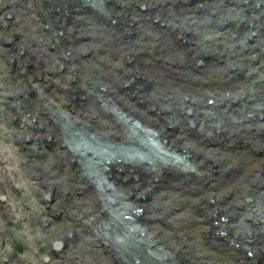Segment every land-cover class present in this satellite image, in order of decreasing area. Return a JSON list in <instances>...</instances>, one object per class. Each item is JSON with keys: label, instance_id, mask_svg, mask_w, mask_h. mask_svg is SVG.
Returning a JSON list of instances; mask_svg holds the SVG:
<instances>
[{"label": "bare ground", "instance_id": "1", "mask_svg": "<svg viewBox=\"0 0 264 264\" xmlns=\"http://www.w3.org/2000/svg\"><path fill=\"white\" fill-rule=\"evenodd\" d=\"M115 2L105 0L111 19L100 23L87 10L100 8L99 0H0V264H132L127 254L146 260L135 256L139 241L126 224L149 232L169 264H264V0H127L112 12ZM163 12L166 28L146 34L142 16L155 22ZM92 20L106 28L104 37ZM142 35L154 38L150 55L160 56L141 70L130 43ZM199 61L212 76L192 74L203 68ZM95 82L101 98L90 96ZM133 123L147 130L148 144L158 137L163 154L142 148ZM75 126L100 142L85 147ZM57 168L68 171L64 179ZM95 172L117 188L99 191ZM165 175L182 178L184 188L201 182L186 188L195 199L174 197L178 213H158L173 206L165 195L168 204H154ZM68 192L72 205L64 206ZM30 198L38 215L26 209ZM110 198L119 203L109 206ZM188 201L198 207L190 214ZM33 219L46 234L44 259L33 251ZM11 233L26 243V255L15 257Z\"/></svg>", "mask_w": 264, "mask_h": 264}, {"label": "rangeland", "instance_id": "2", "mask_svg": "<svg viewBox=\"0 0 264 264\" xmlns=\"http://www.w3.org/2000/svg\"><path fill=\"white\" fill-rule=\"evenodd\" d=\"M100 1V8H101V10H100V8L95 4V5H93V4H91L90 6H91V8H87V10H89V12H95L94 14L97 16V18H100L101 20V22L100 23H103L104 21H107V20H105V19H103L105 16L108 18V19H111L110 17H111V15L105 10V6H106V3H105V0H99ZM116 2H118L115 6H114V9L111 7V9H112V12L113 11H115V10H117V11H123V9H122V4H120V1L121 2H126L127 0H115ZM78 2V1H77ZM115 2V3H116ZM147 10V9H146ZM146 10H144L143 11V13L146 11ZM135 12H136V9H135ZM142 14V13H141ZM158 17H155V22L153 21V20H151L150 19V17H147L146 15L145 16H142V18H145L143 21H142V25H141V28L143 27V29L146 31L145 33L146 34H148V32L147 31H150V30H156V31H158V32H161L162 31V29H164V28H166V26H165V23H164V19H166V18H168L170 15H168L166 12H163V13H158V14H156ZM115 17V15H113V18ZM161 18V19H160ZM6 18H2V20L3 21H6V22H8L9 20H10V17H8L6 20H5ZM102 19H103V21H102ZM162 20V21H161ZM93 21V20H92ZM157 21H160L159 22V24H156L157 23ZM93 22H96V24L98 25L97 26V28L96 29H99L100 31L98 32L99 33V35L101 36V38L102 37H104V35H105V30H106V28H101V25H100V23L97 21V20H95V21H93ZM152 22H154V24H151ZM88 22H84V23H82V25L83 24H87ZM91 28V27H90ZM94 31V33H92V35H93V38L94 37H96V36H98L97 34H96V32H95V30H93ZM106 33H107V31H106ZM152 33V32H151ZM262 33V32H261ZM108 34V33H107ZM153 34H156V33H153ZM157 35V34H156ZM253 35V34H252ZM158 37H160V38H162V39H164L165 40V37L160 33L159 35H157ZM135 37V36H134ZM137 38H139V39H141V41H140V43H138L137 44V41H134L133 43H130L133 47L132 48H130V49H133L135 52H133V54L134 55H136V57L134 58L135 59V61H137V68H140L141 70H142V68L144 69V64L146 63V61H151V60H149V57H150V59H154V57H157V56H160V55H157L155 52H154V55H150V52H152L153 50H154V48H151V43H152V41H151V39L153 40L154 38L153 37H150V35L146 38L145 36H139V37H136V38H134L135 40L137 39ZM100 39H97V40H95V42H92L91 44H92V46H94V48L96 49V47L98 46L96 43L99 41ZM86 43V42H85ZM84 43V44H85ZM113 45H115L114 43H113ZM130 45V46H131ZM135 46V47H134ZM153 46H154V43H153ZM93 48V49H94ZM129 54V53H128ZM130 56V55H129ZM112 57V56H111ZM126 60L128 59V57H124ZM112 60H113V62H116L117 63V61H118V59L117 58H114V57H112ZM144 62V63H143ZM198 63V62H197ZM199 63H201V67H203L201 70H198V71H193L192 72V74L195 76V77H199V78H205V77H210V76H212V71H210V69L208 70V68H206V66L205 65H203L202 64V62H200L199 61ZM128 64H130V62L129 61H127L126 62V64H125V66L126 65H128ZM203 65V66H202ZM132 66V65H131ZM209 66H211V64H209ZM113 67H110V69H109V71H114L113 69H112ZM129 68V67H128ZM147 70V69H146ZM145 72V71H144ZM143 72V73H144ZM113 74H116L115 72H113ZM95 76V75H94ZM99 79H97V81H98ZM100 81V80H99ZM95 85L97 86V84H96V82H95V84L93 85V87H92V94L90 95V96H97V98H101L102 96H103V94L102 93H99V88L100 87H95ZM124 87H127V86H124ZM128 88V91L127 90H125V91H127V92H129V91H133V89H134V87H132V88H129V87H127ZM162 88V87H161ZM163 89H166V88H163ZM154 90H157L156 88L154 89ZM164 91H166V90H164ZM96 94V95H93V94ZM137 97H142L141 96V94L140 95H137ZM106 98V99H105ZM105 98H102V100L103 101H106V102H108V107H110L109 109H110V111H111V109L114 111V112H116V110H118L117 108L119 107V105H117V104H113V102L110 100V99H107V97L105 96ZM142 100V99H141ZM88 101L89 102H91V103H94L95 101L93 100V98H88ZM144 104H145V102H144ZM98 105V104H97ZM83 106H86V105H83ZM116 106V107H115ZM107 107V108H108ZM89 108V107H88ZM94 108L98 111V113H101V108L99 109L97 106L95 107L94 106ZM120 111V110H119ZM100 116H102V114H100ZM120 116H122V115H120ZM191 121L194 123V120H190V121H187V123H191ZM133 126V127H132ZM128 127H132L134 130L136 129V130H138L139 132H140V129H141V127L138 125V124H136V123H133L132 125H130V126H128ZM75 129H74V132H75V134H84V135H82L81 137H80V139H83L84 140V142L83 143H81L82 145H84L85 147H88V146H91V147H93V145H96V144H98V142H100L99 140H101V138L98 136V135H95V134H89L88 132H83V131H81V129L80 128H78L77 126H75L74 127ZM131 128V129H132ZM147 130H144V129H141V132L139 133H137V135L142 139V140H144L143 139V136L141 135V133H143V135L145 136V134H147L148 132H146ZM153 135H155V134H153ZM221 137V136H220ZM222 138V137H221ZM4 139H2V141H3ZM156 141H154V139L152 138V140L150 141V143L148 144V142L146 141V139H145V146H143L142 148L143 149H148V154H150V156L152 155V153H155L154 154V156L155 155H157V154H160V150H162L161 149V147H163L160 143L161 142H159L158 141V137H156V139H155ZM141 142H143V141H141ZM162 143H164V142H162ZM143 144V145H144ZM152 145H154V147H152ZM157 149V150H156ZM107 152V151H106ZM141 153V152H140ZM145 153V152H144ZM142 155L144 156V154L142 153ZM147 156V155H146ZM149 157V156H148ZM175 166H177L176 168L179 170V172H184V173H186L188 170H185V169H182V167L181 166H178V164H176ZM57 171H58V173H57V176L60 178V179H64V177L65 176H67V174H68V171H65L64 169H62V168H57L56 169ZM76 171H78V170H76ZM213 171H214V173L216 172V171H218L217 169H213ZM79 172H80V170H79ZM196 173V171L195 170H192L191 172L190 171H188V173ZM78 173V172H77ZM95 174V176H97L100 180H101V182L99 183L100 184V190L99 191H101L102 192V188H103V186L102 185H106V187L108 186V185H112V189L111 188H109V189H111V190H114L115 188H117V185H113L110 181L111 180H109V178L107 177V178H104L99 172H95L94 173ZM198 175H199V173H197ZM208 174V176H209V172L207 173V172H205L204 173V175H207ZM80 175H82V173H80ZM203 175V174H202ZM169 177H166V175H165V184H167V185H165V184H162V186H157L156 187V189L154 190V193L152 192V194H153V201L155 202L154 204H156V206H158V207H162L164 204H168V199L167 198H169V203H170V199L172 200V202H171V204H173V206H172V208L171 209H167L166 211H164V209H162V210H158V213H160V214H164V213H166V212H175V213H178V211L180 210H176V211H172L173 209H175V206H174V197H178L179 199H180V203L179 204H182V201L184 200V199H195L196 197L192 194V193H188L186 190L188 189V188H201L202 186H201V182H199L198 180H193V179H191V180H189V183L191 184V185H187V183L185 182V188H184V186L181 184V182H182V178H180L179 177V182H175L176 181V179H171V176L170 175H168ZM208 176H207V178H208ZM186 180H188V178H186ZM94 183V182H93ZM183 183V182H182ZM172 184H176V185H178L181 189H178V190H174L173 189V187L171 186ZM67 187V186H66ZM187 188V189H186ZM84 191H86V192H88L89 190L87 189V188H84ZM101 192H100V194H101ZM105 192H107V194L109 193H111L110 191L108 192V191H105ZM175 194V195H174ZM80 195H82V196H85V194H83V193H81L80 191L79 192H77L76 193V196H80ZM140 195V193L138 194V196ZM166 196L167 198H165V197H162L161 198V196ZM67 199H65L64 200V202H65V204H64V206H70V205H72V201H73V198H71V197H69V192H68V194H67V197H66ZM31 200H30V202L29 203H27V205H25L26 206V209L28 210V212H29V214H31V213H35V214H37L38 215V213L36 212V211H38V207H34V205H33V202H32V198H30ZM111 199V201L109 200V199H107V201L109 202V206L110 205H112V203H115V204H117V203H119V202H116L114 199V202H112V198H110ZM136 199H137V197H136ZM40 202H44V203H46V201H45V199H42V200H40ZM125 203V202H124ZM50 205H52V203L51 202H49L48 200H47V205L45 206V207H47V209H49V207H50ZM120 205V204H119ZM122 205H123V202H122ZM122 205H120V209H121V213H125V211L123 210L124 209V205L122 206ZM127 205V204H126ZM125 205V206H126ZM36 206H37V204H36ZM40 206V205H39ZM108 206V207H109ZM191 206H194V207H191ZM131 207V206H130ZM126 208H129V207H125V210H126ZM163 208V207H162ZM198 207H197V205H196V203H192V202H190V201H188V202H186L185 203V205H184V207H183V211L185 212V211H187V213L188 214H190V213H192L193 211H195L196 209H197ZM119 210V209H118ZM144 213V212H143ZM156 215H157V212H156ZM120 218H121V216H120ZM123 219H121V220H125V219H127L125 216L124 217H122ZM165 219V218H164ZM163 219V220H164ZM38 221V220H37ZM36 220H30V222L28 223L29 225H30V234H31V237H33V239H34V241L35 242H33V243H35V247H34V250L33 251H35V253H36V255H38L41 259H44V255L46 254V249H45V247H44V245H43V240L44 239H42V237H45L46 236V234H44V235H40V233L42 232V229H43V227H42V225L39 223V222H37ZM132 220H129V218H128V222H131ZM125 221H123L122 222V224L124 223ZM163 226H164V222H163ZM124 227L128 230V233H131V234H133V236H130L132 239H134V240H137V241H139L138 242V244L140 245V247H139V249H138V253L135 255V256H138V254H140V257H142V258H146V260H144V261H138V259L136 260V258L134 257L133 258V256L131 255V256H129V254H127V256H128V261H130V263H132V264H155L156 262H160V261H162V260H164L163 262L165 263V264H169V263H166V254L162 251V249L161 248H157L154 244H153V240L152 239H150L149 237H151L150 235V233L149 232H139V229H140V227H139V225L138 226H135V228H134V226H129V225H124ZM132 227V228H131ZM138 227V228H137ZM165 227V226H164ZM131 228V229H130ZM170 228V230H166L165 229V231H166V233L167 234H169L170 233V231H172V229H174L173 228V226L172 227H169ZM177 228H179L178 226L176 227V229ZM164 231V230H163ZM164 231V232H165ZM165 234V233H164ZM176 234V233H175ZM223 234H225V233H223ZM10 237V241L13 243V247H14V253L16 254V258H17V256L20 258L21 257V255H26L27 254V252H28V248H27V245H26V243L25 242H23V241H20V240H17V238L15 237V235L13 234V233H11L10 235H9ZM225 238H227L226 236H225ZM228 239V238H227ZM41 240V241H40ZM235 248L239 251V252H241L242 250H243V248L242 247H240V245H238V244H236L235 245ZM137 251V250H136ZM210 251V250H209ZM120 252H122L121 250H120ZM130 253H134L133 251H129ZM215 252V253H214ZM248 252L249 253H247V256L248 255H250V257H252L253 258V252H251V251H249L248 250ZM39 253V254H38ZM210 255H211V257L214 255V254H216V256L217 255H219L220 257H225L223 254H221V253H218V252H216V251H213V250H211L210 252ZM243 254V253H242ZM246 254V253H245ZM244 254V255H245ZM226 257H227V254H226ZM227 259V258H226ZM156 261V262H155Z\"/></svg>", "mask_w": 264, "mask_h": 264}]
</instances>
